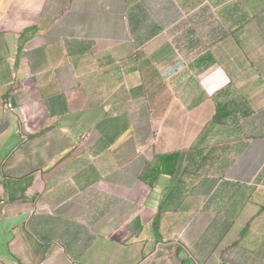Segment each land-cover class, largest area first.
Returning a JSON list of instances; mask_svg holds the SVG:
<instances>
[{"label": "crops", "instance_id": "1", "mask_svg": "<svg viewBox=\"0 0 264 264\" xmlns=\"http://www.w3.org/2000/svg\"><path fill=\"white\" fill-rule=\"evenodd\" d=\"M0 264H264V0H0Z\"/></svg>", "mask_w": 264, "mask_h": 264}, {"label": "built area", "instance_id": "2", "mask_svg": "<svg viewBox=\"0 0 264 264\" xmlns=\"http://www.w3.org/2000/svg\"><path fill=\"white\" fill-rule=\"evenodd\" d=\"M12 104H9V103H7V104H5L4 106H3V110H6V111H11L12 110Z\"/></svg>", "mask_w": 264, "mask_h": 264}, {"label": "trees", "instance_id": "3", "mask_svg": "<svg viewBox=\"0 0 264 264\" xmlns=\"http://www.w3.org/2000/svg\"><path fill=\"white\" fill-rule=\"evenodd\" d=\"M175 156H167L166 158L167 159H172V158H174Z\"/></svg>", "mask_w": 264, "mask_h": 264}]
</instances>
